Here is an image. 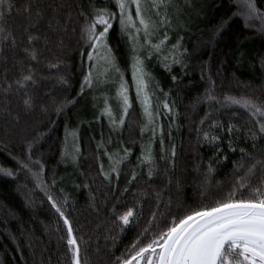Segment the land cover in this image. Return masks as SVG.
<instances>
[{
    "label": "trees",
    "instance_id": "1",
    "mask_svg": "<svg viewBox=\"0 0 264 264\" xmlns=\"http://www.w3.org/2000/svg\"><path fill=\"white\" fill-rule=\"evenodd\" d=\"M11 2L13 7L6 13L5 19L18 37V47L15 57L9 48H5L3 56H0V85L4 83L5 76L11 81L19 74L16 61L24 55L20 50L24 25L34 23L35 27L30 31L40 35L41 39L35 42L39 60L31 62L38 81L30 90L34 107L25 111L20 95L0 90V167L15 170L18 164L13 157L24 159L25 141L34 137L38 130L46 133L34 146L32 156L44 162L45 179L49 183L54 178L57 180L54 189L57 194L68 195L67 212L74 221L77 234L82 235L87 242L83 247L88 264H113L116 256L126 252L127 246L148 221L151 211L157 207V192H161L160 211L165 213L162 220H169V214L182 215L187 208L201 203L211 204L215 199L222 198L238 171L236 162H243L239 148L253 151L252 141L246 140L241 131L235 140L236 151L233 152L227 146L228 134L215 128V133L221 135L222 152L218 156L214 155L215 147L198 142L194 130L210 105L200 103L194 106V101L209 86V75L215 81V91L219 95L245 93L264 98V67L260 64L261 57H264V35L255 29H245L241 19H234L222 34L211 39L212 29L235 10L231 0H175L181 11L177 16L175 9H170L173 26L169 30L167 43L170 46L178 37H183L182 44L188 49L184 57L187 66L172 65L171 71H168L155 55L145 61L147 71L154 78L153 83L159 85L155 89L153 104L163 101V93H168V102H175L176 113L173 117L161 107L158 118L163 128L165 149L175 145V167L165 174V161L159 160L158 132L153 141V150L159 171L151 179L147 177L146 166L137 167L141 144L147 142L151 134L145 133L141 138L140 126L144 123V116L139 102L135 100L134 87H131L130 41L120 33L118 21H114L109 43L130 85V97L133 100L125 125L113 130L106 118L96 119L103 107L101 93H107L109 103L119 115L120 109L115 98L117 83L113 82L114 77L111 75L106 89H86L84 94L77 96L89 64L86 54L81 55V48L86 46L80 40V12L90 11L93 4L115 10L114 4L109 0ZM25 5H29L31 11H25ZM259 6L264 8V0H259ZM37 11L41 14L39 17ZM161 34L153 36V42ZM49 61H59V70L50 69ZM59 75L68 80V85L58 82ZM173 76L177 79L173 80ZM159 89H163V92ZM94 96L98 99L94 100ZM72 97H77V103L56 115L53 100ZM45 106L47 112L43 111ZM211 107L214 109L219 106L213 104ZM233 110L222 108L218 112L212 111L208 124L211 120H218L227 126L231 120L246 127L244 115L233 117L230 115ZM66 126L78 133L81 155L77 164L60 162ZM102 137L109 151L121 148V144L132 149L127 162L121 166L119 178L113 175L111 183L98 174L101 161L105 168L108 166L103 149L98 153L96 147ZM257 145L258 148L264 145V140H258ZM98 154L100 161L97 160ZM209 163L212 165L211 172L208 171ZM133 169H136L138 177L129 185ZM126 185L128 191L124 192ZM59 189H63L64 193H60ZM90 194L96 197L95 207L90 204ZM244 194L247 195V192ZM117 199L119 211L136 205L137 211L142 208L143 213L123 232L119 230L118 224L112 223L114 217L108 211ZM137 200L140 201L139 205ZM57 219V214L43 193L34 188L26 172H17L13 177L0 173V264H65L66 241L58 239L65 230L60 222L61 231H54Z\"/></svg>",
    "mask_w": 264,
    "mask_h": 264
},
{
    "label": "snow or ice",
    "instance_id": "2",
    "mask_svg": "<svg viewBox=\"0 0 264 264\" xmlns=\"http://www.w3.org/2000/svg\"><path fill=\"white\" fill-rule=\"evenodd\" d=\"M109 2L114 4L115 10L106 6L96 7L93 4L90 11L81 10L80 12L82 17L79 27L80 40L86 46L81 48V55L86 54L89 64L77 96L84 94L86 89H98L108 83L111 75L114 77L113 82L117 83L115 98L120 109L119 115L109 103L107 93H101L103 107L100 108L96 119L106 118L113 130L125 125L133 100L130 97V85L109 43L114 21H118L120 33L127 36L130 41L131 87H134L135 100L139 102L144 116V123L140 126L141 138L145 133L151 134L147 142L141 144L137 167L146 166L147 177L151 179L159 171L153 150V141L158 132L161 152L159 160L165 161V174L175 167V145L165 149L163 128L159 125L158 118L161 107L173 117L176 113L174 112L175 102L173 101L172 104L168 102V93H163L165 97L163 101L153 104L155 89H158L159 85L153 83L154 78L147 71L145 61L155 55L168 71H171L172 65L187 66L184 57L188 49L182 44L183 37H178L170 46L167 43L169 30L173 26L170 9H175L177 16L181 10L175 0H109ZM231 2L235 10L227 18H222L212 29L211 39L222 34L234 19H241L245 29H255L264 35V8L259 6V0H231ZM12 7L11 0H0V56H3L5 48L11 49L12 55L16 56L18 37L7 25L5 19L6 13L10 12ZM25 11H31L29 5H25ZM36 15L39 17L41 14L37 11ZM33 27L35 24L32 22L23 27L20 50L24 55L16 61L19 65L18 76L11 81L5 76L4 83L0 85V90L4 93L15 92L21 96L25 111L34 107V98L30 90L38 83L35 67L31 62L39 60L35 42L41 37L30 31ZM157 33L162 34L153 42L152 37ZM44 39L47 43V37ZM59 63V61L55 63L49 61L48 67L59 70ZM260 64L264 67V57H261ZM172 79L177 78L173 76ZM58 82L62 85L69 83L63 75L58 76ZM208 84L204 93L194 101V106L200 103L210 105L209 110L200 118L194 129L198 142L214 146V155L218 156L222 152L221 135L216 134L213 129L219 128L221 133L228 134L227 146L233 152L236 151L235 140L243 131L245 139L252 141L253 151H248L245 147L239 148L243 162H236L238 171L229 190L222 198L215 199L211 204L201 203L196 207L185 209L182 215L169 214V220H162L165 213L160 211L161 192H157V207L151 211L148 221L132 243L127 246L126 252L116 256L113 264H264V145H260L259 148L257 145L258 140H264V98L245 93L219 95L215 91V81L210 75ZM159 91L163 92V89ZM93 99L97 100L98 97L94 96ZM76 103L77 97L53 100V111L56 115H60L69 105ZM213 104L219 107L213 109L211 107ZM222 108H234L235 110L230 113L233 117L243 114L247 126L231 120L227 126L218 120H211L208 124L211 112H218ZM43 111H48L47 106L43 108ZM45 134L38 130L34 137L26 140L24 159L19 156L13 157L18 167L15 170L0 167V173L13 177L17 172L24 171L31 177L34 188L43 193L50 207L57 214L55 232L61 231L59 224L62 222L65 232L58 239L66 241L65 264H88L86 250L83 247L87 242L82 235L77 234L74 221L67 212L68 195L63 189H59L60 193H64L63 195L57 194L54 190L57 180L54 178L49 183L45 179L44 162L39 157L33 159L32 156L34 146L44 138ZM96 147L98 153L100 149H103V156L108 159L107 168L102 161L99 163L98 174L111 183L113 175L116 179L119 178L121 166L127 162L132 149L121 144V148L109 151L103 137L97 142ZM80 155L78 133L76 130H69L66 126L60 162L71 161L77 164ZM97 160L100 161L99 154ZM211 170L212 165L209 163L208 171L211 172ZM137 177L138 173L136 169H133L128 184L136 181ZM84 186L87 187V185ZM123 191H128L127 185ZM245 191L247 195L244 194ZM95 203V195L90 194V204L95 207ZM136 203L139 205L140 201L137 200ZM118 206L117 199L108 211L114 217L112 223L118 224L119 230L123 232L126 226L136 222L143 213L142 208L137 211L136 205L126 207L122 212L119 211Z\"/></svg>",
    "mask_w": 264,
    "mask_h": 264
},
{
    "label": "rangeland",
    "instance_id": "3",
    "mask_svg": "<svg viewBox=\"0 0 264 264\" xmlns=\"http://www.w3.org/2000/svg\"><path fill=\"white\" fill-rule=\"evenodd\" d=\"M107 86H108V83H106V84H103V85H102V86H100V87H102V88L106 89V88H107ZM117 104H118V102H117Z\"/></svg>",
    "mask_w": 264,
    "mask_h": 264
}]
</instances>
